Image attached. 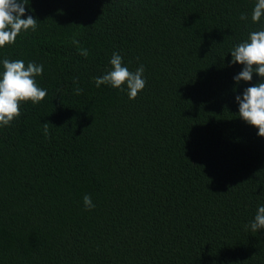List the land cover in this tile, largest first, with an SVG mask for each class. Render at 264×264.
<instances>
[{"label": "trees", "instance_id": "1", "mask_svg": "<svg viewBox=\"0 0 264 264\" xmlns=\"http://www.w3.org/2000/svg\"><path fill=\"white\" fill-rule=\"evenodd\" d=\"M0 264H264V0H0Z\"/></svg>", "mask_w": 264, "mask_h": 264}]
</instances>
